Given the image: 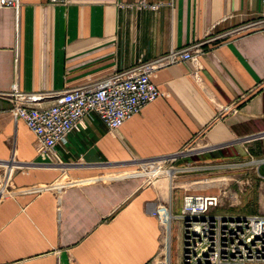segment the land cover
<instances>
[{"label": "crops", "instance_id": "crops-1", "mask_svg": "<svg viewBox=\"0 0 264 264\" xmlns=\"http://www.w3.org/2000/svg\"><path fill=\"white\" fill-rule=\"evenodd\" d=\"M263 15L264 0H19L0 9V93L91 85ZM149 78L158 99L119 129L88 112L49 154L0 98V264H160L166 252L179 264L181 222L166 249L165 216L180 215L185 194L222 192L202 174L247 148L262 155L264 30L204 43L195 63ZM157 164L177 171L148 178ZM255 198L257 213L242 215H264Z\"/></svg>", "mask_w": 264, "mask_h": 264}, {"label": "built area", "instance_id": "built-area-1", "mask_svg": "<svg viewBox=\"0 0 264 264\" xmlns=\"http://www.w3.org/2000/svg\"><path fill=\"white\" fill-rule=\"evenodd\" d=\"M52 3L66 0H50ZM19 0H0V9L17 8ZM264 30V15L222 35L212 36L198 45L172 49L153 60L114 72L91 85L73 87L55 93H31L14 89L0 93L11 104L14 119L24 122L34 134L38 151L52 153L55 146L64 144L67 136L78 131L83 117L94 112L109 131H116L124 122L137 115L146 105L158 99V88L151 82V72L181 62L196 61L204 43L230 34ZM50 99L47 106H40ZM225 107L223 111H228ZM183 153L170 159V165ZM264 163V159L261 161ZM14 169V162L7 166ZM146 169V168H145ZM148 178L173 175L177 169L150 165ZM12 193H5L9 195ZM224 192L218 195L185 194L178 218L183 232L182 264H264V215H229L217 213ZM154 213V216L160 214ZM167 223H164L166 226ZM167 233V232H166ZM166 239L163 244H166ZM167 251V250H166ZM160 264H171L169 253Z\"/></svg>", "mask_w": 264, "mask_h": 264}, {"label": "rangeland", "instance_id": "rangeland-1", "mask_svg": "<svg viewBox=\"0 0 264 264\" xmlns=\"http://www.w3.org/2000/svg\"><path fill=\"white\" fill-rule=\"evenodd\" d=\"M260 142L264 144V138ZM258 152L262 155L256 157L253 151L247 148V151L244 150V152L234 155L226 167L217 169L218 172L200 176V183L204 187L217 184L222 188V192H226L222 198L221 206L215 212L229 215L257 213V197L255 198V195H258V193L264 194V183H262L261 190H257V186L254 189H251V187L254 184L258 185V181L262 180L264 182V177L258 175L259 173L256 171L257 169L261 174H264V163L261 162L264 159V149ZM171 220L169 219L168 224L165 226L168 227L164 236V240L166 239L167 242L165 245L163 244V247L169 250L172 243L171 228L169 226ZM181 241L179 264H182L183 260V232ZM173 248L175 256V246Z\"/></svg>", "mask_w": 264, "mask_h": 264}, {"label": "bare ground", "instance_id": "bare-ground-1", "mask_svg": "<svg viewBox=\"0 0 264 264\" xmlns=\"http://www.w3.org/2000/svg\"><path fill=\"white\" fill-rule=\"evenodd\" d=\"M160 206V205H159Z\"/></svg>", "mask_w": 264, "mask_h": 264}]
</instances>
